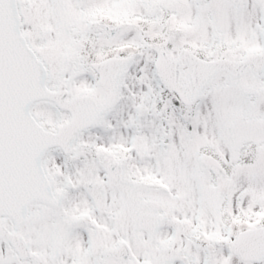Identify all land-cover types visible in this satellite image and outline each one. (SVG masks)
Masks as SVG:
<instances>
[{
  "label": "snow or ice",
  "instance_id": "snow-or-ice-1",
  "mask_svg": "<svg viewBox=\"0 0 264 264\" xmlns=\"http://www.w3.org/2000/svg\"><path fill=\"white\" fill-rule=\"evenodd\" d=\"M0 264H264V0H0Z\"/></svg>",
  "mask_w": 264,
  "mask_h": 264
}]
</instances>
